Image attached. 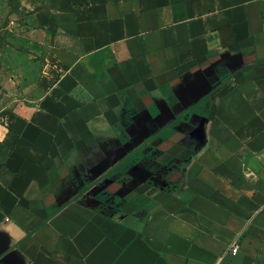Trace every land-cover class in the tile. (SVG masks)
Here are the masks:
<instances>
[{
    "label": "crops",
    "instance_id": "1",
    "mask_svg": "<svg viewBox=\"0 0 264 264\" xmlns=\"http://www.w3.org/2000/svg\"><path fill=\"white\" fill-rule=\"evenodd\" d=\"M29 23L0 264H218L234 242L223 264H264V0H42Z\"/></svg>",
    "mask_w": 264,
    "mask_h": 264
},
{
    "label": "rangeland",
    "instance_id": "2",
    "mask_svg": "<svg viewBox=\"0 0 264 264\" xmlns=\"http://www.w3.org/2000/svg\"><path fill=\"white\" fill-rule=\"evenodd\" d=\"M41 7L42 0H0V110L19 95L13 94L14 89L9 91V81L19 91L36 83L44 55L31 34L29 20Z\"/></svg>",
    "mask_w": 264,
    "mask_h": 264
},
{
    "label": "built area",
    "instance_id": "3",
    "mask_svg": "<svg viewBox=\"0 0 264 264\" xmlns=\"http://www.w3.org/2000/svg\"><path fill=\"white\" fill-rule=\"evenodd\" d=\"M238 251H239V244L237 242H234L233 244L230 245L229 250L223 255V257H225V255L228 253H231L232 255H236ZM222 259L218 264H223Z\"/></svg>",
    "mask_w": 264,
    "mask_h": 264
}]
</instances>
